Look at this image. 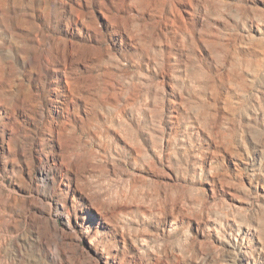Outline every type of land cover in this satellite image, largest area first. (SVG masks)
<instances>
[{
	"label": "rangeland",
	"instance_id": "1",
	"mask_svg": "<svg viewBox=\"0 0 264 264\" xmlns=\"http://www.w3.org/2000/svg\"><path fill=\"white\" fill-rule=\"evenodd\" d=\"M254 263L264 0H0V264Z\"/></svg>",
	"mask_w": 264,
	"mask_h": 264
},
{
	"label": "bare ground",
	"instance_id": "2",
	"mask_svg": "<svg viewBox=\"0 0 264 264\" xmlns=\"http://www.w3.org/2000/svg\"><path fill=\"white\" fill-rule=\"evenodd\" d=\"M131 139V138H130ZM117 191V190H116ZM95 224V223H94ZM79 226L82 229V234L83 236H86L91 234L92 232V228L94 227L93 223L91 221H86V220H82L79 223ZM136 237V236H135ZM135 239V238H134ZM124 240L126 241V239L124 238ZM135 242H138L137 244H139V246L141 247V249L143 250V252H147L148 251V247L149 246V242L146 239H139L136 240ZM126 243V242H125ZM128 244V243H127ZM244 244V243H243ZM91 245L94 246L97 250L100 249L101 250V254H106V258L110 259L111 258V253L108 251L109 249V244L106 243V241L102 238H100L99 236H94L91 239ZM241 245V244H240ZM235 246V245H233ZM237 246V245H236ZM2 247V246H1ZM238 249V248H237ZM241 249V248H239ZM113 256V255H112ZM255 264V263H254Z\"/></svg>",
	"mask_w": 264,
	"mask_h": 264
}]
</instances>
